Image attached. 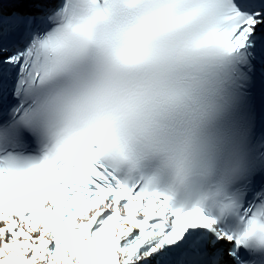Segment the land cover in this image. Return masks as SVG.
Instances as JSON below:
<instances>
[{
    "label": "clouds",
    "instance_id": "clouds-1",
    "mask_svg": "<svg viewBox=\"0 0 264 264\" xmlns=\"http://www.w3.org/2000/svg\"><path fill=\"white\" fill-rule=\"evenodd\" d=\"M56 4L31 45L26 155L65 178L103 162L176 208L233 220L241 246L264 253V201L245 215L234 199L246 161L224 126L241 53L231 0Z\"/></svg>",
    "mask_w": 264,
    "mask_h": 264
},
{
    "label": "snow or ice",
    "instance_id": "snow-or-ice-1",
    "mask_svg": "<svg viewBox=\"0 0 264 264\" xmlns=\"http://www.w3.org/2000/svg\"><path fill=\"white\" fill-rule=\"evenodd\" d=\"M231 3L232 39L243 50L264 30V0ZM56 6L37 0L34 11L0 14V264H264V253L241 246L233 220L176 208L103 162L65 178L26 155L36 152L23 103L31 45ZM234 199L247 215L264 194Z\"/></svg>",
    "mask_w": 264,
    "mask_h": 264
}]
</instances>
